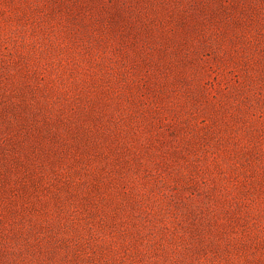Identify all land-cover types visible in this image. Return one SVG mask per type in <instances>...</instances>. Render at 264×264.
Instances as JSON below:
<instances>
[{
  "label": "rangeland",
  "instance_id": "374dc122",
  "mask_svg": "<svg viewBox=\"0 0 264 264\" xmlns=\"http://www.w3.org/2000/svg\"><path fill=\"white\" fill-rule=\"evenodd\" d=\"M0 264H264V0H0Z\"/></svg>",
  "mask_w": 264,
  "mask_h": 264
}]
</instances>
